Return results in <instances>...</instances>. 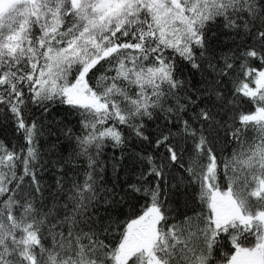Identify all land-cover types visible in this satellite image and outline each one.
Here are the masks:
<instances>
[{
	"label": "snow or ice",
	"instance_id": "obj_1",
	"mask_svg": "<svg viewBox=\"0 0 264 264\" xmlns=\"http://www.w3.org/2000/svg\"><path fill=\"white\" fill-rule=\"evenodd\" d=\"M0 264H264V0H0Z\"/></svg>",
	"mask_w": 264,
	"mask_h": 264
}]
</instances>
